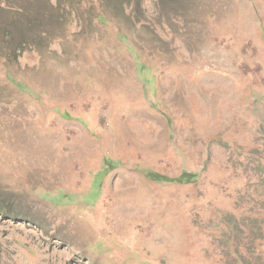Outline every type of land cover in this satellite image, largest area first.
<instances>
[{
  "label": "rangeland",
  "instance_id": "374dc122",
  "mask_svg": "<svg viewBox=\"0 0 264 264\" xmlns=\"http://www.w3.org/2000/svg\"><path fill=\"white\" fill-rule=\"evenodd\" d=\"M0 264H264V0H0Z\"/></svg>",
  "mask_w": 264,
  "mask_h": 264
},
{
  "label": "trees",
  "instance_id": "16d2710c",
  "mask_svg": "<svg viewBox=\"0 0 264 264\" xmlns=\"http://www.w3.org/2000/svg\"><path fill=\"white\" fill-rule=\"evenodd\" d=\"M194 173H188V172H183L182 174H181V176H179V179L181 180V181H184L185 180V178L187 177V176H191V175H193ZM189 180V179H188Z\"/></svg>",
  "mask_w": 264,
  "mask_h": 264
}]
</instances>
